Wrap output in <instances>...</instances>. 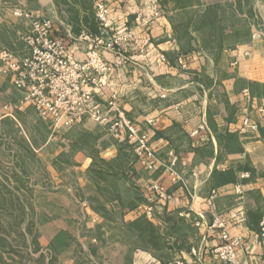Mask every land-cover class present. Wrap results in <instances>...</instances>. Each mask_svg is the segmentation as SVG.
I'll return each instance as SVG.
<instances>
[{"label":"crops","instance_id":"0c3cea01","mask_svg":"<svg viewBox=\"0 0 264 264\" xmlns=\"http://www.w3.org/2000/svg\"><path fill=\"white\" fill-rule=\"evenodd\" d=\"M106 1L112 12L124 14L118 27L134 28L136 38L127 45V52L135 54L139 62L116 68L97 96L103 100L118 96L127 115L150 134L164 165L150 172L126 142L85 120L70 128L76 144L71 149L74 170L87 173L101 162L107 164L100 168L103 166L113 178L115 190L111 196L101 193L98 200L132 232V264H226L214 256L219 237L205 229V223L212 220L208 195L213 189L219 192L217 213L232 234L244 239L238 253L240 262L247 259L252 264H264V246L259 238L264 215V118L257 108L264 105V39L251 37V29L245 42L205 50L197 48L201 41L195 45L184 40L170 14L148 29L137 28L133 21L135 2ZM42 16L55 22L58 36L77 35L82 27L98 32L94 16L78 28L57 15L55 20ZM23 20L22 34L30 27V20ZM69 45L74 56L84 57V45ZM22 46L21 51L14 52L28 54L23 41ZM142 47L149 49V54H140ZM160 54L166 62H157ZM104 56L113 62L112 54ZM180 56H185L188 67L179 66ZM244 90L250 98L244 96ZM245 117L258 129L243 130ZM202 124L205 128L200 129ZM171 150L179 155L177 169L183 179L179 183L165 172ZM121 170L129 177H123ZM153 180L164 184L178 199L169 203L151 200L143 186ZM80 181L81 189L89 185ZM97 182L100 188L106 187V181ZM238 185L242 193H237ZM144 205L154 208L153 218L143 213ZM187 211L192 216H185ZM199 214L205 217L202 226L195 224ZM140 219L147 222L145 228L136 225Z\"/></svg>","mask_w":264,"mask_h":264},{"label":"rangeland","instance_id":"374dc122","mask_svg":"<svg viewBox=\"0 0 264 264\" xmlns=\"http://www.w3.org/2000/svg\"><path fill=\"white\" fill-rule=\"evenodd\" d=\"M52 2L0 0V50L23 49L25 21L16 9H34L54 20L57 15L77 28L95 17L93 0ZM161 4L184 40L201 41L197 48L234 46L251 29V37L264 39V0ZM20 99L12 81L0 74V264H132V232L98 200L101 193L112 195L113 178L97 173L101 163L94 171L76 172L74 125L46 119ZM80 180L90 186L79 188ZM101 180L106 187L100 188Z\"/></svg>","mask_w":264,"mask_h":264},{"label":"built area","instance_id":"2783aa9c","mask_svg":"<svg viewBox=\"0 0 264 264\" xmlns=\"http://www.w3.org/2000/svg\"><path fill=\"white\" fill-rule=\"evenodd\" d=\"M130 1L135 2L133 21L137 28L148 29L164 16L161 0H124V3ZM93 5L99 31L94 33L83 29L71 37L58 36L55 22L43 17L37 10L16 9L14 14L18 18L30 20L29 30L21 35L28 54L19 55L12 50H0V74L8 77L22 93L19 101L21 106H32L44 118L67 126L90 120L102 126L115 139L126 142L150 172L156 171L164 164L150 142V134L127 115L116 94L106 100L97 96L105 86L106 77L116 68L138 64L136 55L127 52V45L136 38L134 28L118 27L124 14L112 12L106 0H93ZM69 42L84 45L83 58L70 52ZM105 53L112 54L113 62L107 61ZM140 54H149V49L142 47ZM244 54L249 55V52ZM156 60L161 63L167 61L162 54L157 55ZM178 63L181 68L188 67L185 56H180ZM243 92L245 97L250 98L248 90ZM257 108L264 118V105ZM152 122L153 119L148 121L149 124ZM242 126L243 130L258 129L249 117L242 120ZM202 128H205L203 124L200 126ZM178 164L179 155L171 150L165 172L174 183L183 180L177 169ZM193 175L197 176V173L193 172ZM143 187L151 200L169 203L178 199L160 181L153 180ZM237 193H242L240 185ZM218 194L213 189L208 195L212 220L205 223V229L219 237L214 256L226 264H252L247 259L239 260L238 253L243 248L244 239L241 235L232 234L223 216L217 213L215 201ZM141 210L148 218H153L152 206L144 205ZM185 216H192V213L187 211ZM204 218V215L199 214L195 224L202 226ZM259 229L260 242L264 246V215Z\"/></svg>","mask_w":264,"mask_h":264},{"label":"trees","instance_id":"16d2710c","mask_svg":"<svg viewBox=\"0 0 264 264\" xmlns=\"http://www.w3.org/2000/svg\"><path fill=\"white\" fill-rule=\"evenodd\" d=\"M95 24H96V27L98 28V31H99V27L97 26V22L95 21ZM131 147V146H130ZM132 148V147H131ZM101 164H105L107 165L105 162H101ZM105 168L102 166L100 168V170L97 171V173L101 176L103 173H106ZM121 175L125 178L129 177L128 174L124 171V170H121ZM139 223V224H138ZM136 225H138L140 228H145L147 226V222L143 219H140L139 222H138ZM130 228L132 227V225H128ZM142 235H144V237H146V234L145 233H142Z\"/></svg>","mask_w":264,"mask_h":264}]
</instances>
